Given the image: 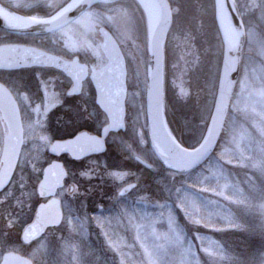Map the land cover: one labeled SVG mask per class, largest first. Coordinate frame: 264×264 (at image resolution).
I'll return each instance as SVG.
<instances>
[{"label":"rangeland","instance_id":"1","mask_svg":"<svg viewBox=\"0 0 264 264\" xmlns=\"http://www.w3.org/2000/svg\"><path fill=\"white\" fill-rule=\"evenodd\" d=\"M170 1L174 5L165 40L167 106L174 112L171 118L179 135L199 144L212 113L221 64L222 45L211 22L217 12H212L210 0ZM233 1L245 29L241 70L206 162L180 174L162 170L153 156L141 151L155 172L143 170L136 177L130 166L112 163L110 189L99 194L110 197L104 209L98 207L100 197L94 204L66 206L62 224L29 248L34 264H264V250L246 259L211 234L250 226L264 239V0ZM70 26L80 45L87 37L96 44L98 28L109 29L127 58L131 87L138 84L142 90L144 119L148 41L140 8L133 0L99 1ZM191 27L197 40L190 36ZM119 172L139 181L122 200L117 192L127 181ZM20 219L16 222L22 221V226L25 217ZM18 227L14 231L20 233Z\"/></svg>","mask_w":264,"mask_h":264},{"label":"flooded vegetation","instance_id":"2","mask_svg":"<svg viewBox=\"0 0 264 264\" xmlns=\"http://www.w3.org/2000/svg\"><path fill=\"white\" fill-rule=\"evenodd\" d=\"M69 1L0 0V9L14 17L46 21L60 12ZM73 21L43 34L12 33L0 27V47L35 48L72 64L71 67L76 63L75 60L87 67L85 75H66L52 67L0 70V84L10 92L20 112L23 135L14 172L0 189V262L5 254L15 253L27 257L34 264L28 257L29 248L48 231L55 230L62 224L66 206L79 202L94 204V200L100 197L99 194L110 189L109 167L112 163L121 161L130 166L134 177L140 176L143 170L147 173L155 172L137 161V158H141L151 164L150 160L139 155L141 151H147L149 156L154 155L149 143L146 110L144 119L142 117L143 93L138 84L135 88L131 87L129 75H126L124 130L109 132L101 143L98 142L103 128L109 123L99 102L116 101L118 97L110 93V83L93 79L90 75L91 68H101L106 63L100 50L101 38L95 44L91 37H87L80 45L78 33H74L70 26ZM89 26L88 24L87 27ZM10 58L13 59L14 54ZM126 65L128 68L127 59ZM100 85L108 90L102 99L97 94V86ZM82 133L96 138L91 142L94 149L104 150L80 159H74L67 153L50 152V147L55 142L70 140ZM7 136L6 122L0 114V171L3 167L2 149ZM50 166L52 168L48 173L47 168ZM118 175L127 181L123 186L139 183L130 180L126 172H119ZM41 185L44 187L40 192ZM129 194L119 199H125ZM109 200L108 194H104L99 202V209L103 210L105 201ZM50 203L60 208V224L47 227L36 239L24 242L23 231L34 221L37 209ZM22 217L25 220L20 226L22 221L16 222V219ZM15 226H19L20 233L14 231Z\"/></svg>","mask_w":264,"mask_h":264},{"label":"water","instance_id":"3","mask_svg":"<svg viewBox=\"0 0 264 264\" xmlns=\"http://www.w3.org/2000/svg\"><path fill=\"white\" fill-rule=\"evenodd\" d=\"M158 7L159 17L149 40L148 84L145 95L146 114L149 127V142L154 155L165 169L188 173L196 170L209 158L218 141L228 107L236 88L239 73L241 54L245 44V31L235 10L233 0H214L217 6L220 2L222 12L228 24L235 32V39L222 38V60L218 78L216 97L205 136L194 149L183 147L170 133L164 115V42L172 23V11L168 0H152ZM97 0H81L75 6L67 9L57 18L50 21H32L24 27L11 25L0 15V27L12 33L43 34L57 30L79 15H81ZM102 36L100 48L107 63L100 69H91V78L110 83V93L118 99L112 102L100 101V107L107 115L109 123L102 130V139L111 131L124 130V97L126 93V66L119 45L106 29L99 30ZM14 54V58L10 56ZM75 64H68L50 54L35 48L21 46L0 47V70H11L21 67H52L63 71L66 75H85L87 68L75 60ZM98 98H103L108 90L101 85L98 87ZM0 113L6 122L8 136L4 140L1 154L3 167L0 171V189L5 186L12 176L19 159L23 135L18 107L10 92L0 84ZM92 137L87 134H78L74 138L62 142H55L50 147L52 154L67 153L74 159H80L92 153L102 152L104 149H94L91 146ZM139 162L147 168L150 165L141 159ZM52 168H47V172ZM49 173V172H48ZM39 187V191L43 189ZM136 187L135 183L124 186L118 192L122 197ZM52 203V202H51ZM42 205L37 209L34 221L27 226L22 234L24 242H30L39 237L47 227L60 224L62 214L58 205ZM0 264H33L28 258L15 253L5 254Z\"/></svg>","mask_w":264,"mask_h":264},{"label":"trees","instance_id":"4","mask_svg":"<svg viewBox=\"0 0 264 264\" xmlns=\"http://www.w3.org/2000/svg\"><path fill=\"white\" fill-rule=\"evenodd\" d=\"M211 1V5L213 7L212 12L214 11V0H210ZM172 8H173V3L170 1ZM211 12V13H212ZM214 13V12H213ZM190 16V15H189ZM176 19V16H174V22ZM189 21V19H188ZM212 22V29L214 30L213 32L217 35V40L218 42H220V37H219V31L217 28V24L215 21V17L214 15L212 16L211 19ZM193 27V26H192ZM191 27V37L194 40H197L195 37L197 36L195 28ZM203 40V36L200 34V38ZM212 40V39H210ZM174 114L172 108L169 106H167V116H168V120H169V124H171V131L172 133L175 135V137L183 144L185 145L187 148H194L196 147L198 144L197 142H190L189 140H184L181 135H179V130L177 128L176 125H173L174 123L172 122L171 118L172 115ZM174 121V120H173ZM162 169V168H161ZM202 231H205L204 229H201ZM206 232V231H205ZM216 239L221 240L225 246L232 250H237V252L240 253V256L245 257L246 259L250 258H257L264 250V239H262V237H260V230L259 229H253L252 227H245L242 230L239 231H225V232H217V233H211Z\"/></svg>","mask_w":264,"mask_h":264},{"label":"bare ground","instance_id":"5","mask_svg":"<svg viewBox=\"0 0 264 264\" xmlns=\"http://www.w3.org/2000/svg\"><path fill=\"white\" fill-rule=\"evenodd\" d=\"M79 1L81 0H72L69 5L64 8L61 12H59L58 14L62 13L63 11H66L67 9L75 6L76 4L79 3ZM100 1H105V0H100ZM140 2V4L142 5L146 15H147V20H148V25H149V29L150 31L155 27L157 21H158V17H159V10L157 5L152 1V0H138ZM217 21H218V25L221 31V35L226 38L229 39L230 42H233L235 39V32L232 28V26L230 24H228V22L226 21L224 14L222 12V8L220 5V2H218L217 6ZM0 14L11 24V23H15L19 26H27L29 25L32 21L29 19H23V18H16L8 13H6L5 11H3L2 9H0ZM57 14V15H58ZM56 15V16H57ZM55 16V17H56ZM96 138H93V140H95Z\"/></svg>","mask_w":264,"mask_h":264}]
</instances>
